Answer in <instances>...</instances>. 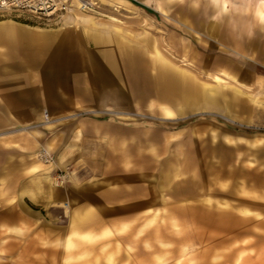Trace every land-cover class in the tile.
I'll use <instances>...</instances> for the list:
<instances>
[{"label": "rangeland", "instance_id": "obj_1", "mask_svg": "<svg viewBox=\"0 0 264 264\" xmlns=\"http://www.w3.org/2000/svg\"><path fill=\"white\" fill-rule=\"evenodd\" d=\"M123 1L132 6L100 3L99 14H86L91 21L0 16L70 38L84 26L80 38L115 36L101 49L113 52L120 41L126 52L103 68L100 109L45 127L40 149L52 153L55 185L63 175V184L76 176L92 185L103 173L118 191L101 205L117 220V253L87 238L85 254L63 264H109L111 255L119 264H264V22L256 12L264 0H176L162 12ZM229 30H243L241 47ZM85 77L93 85V69ZM59 145L72 159L62 167ZM90 202L88 217L99 207Z\"/></svg>", "mask_w": 264, "mask_h": 264}, {"label": "crops", "instance_id": "obj_2", "mask_svg": "<svg viewBox=\"0 0 264 264\" xmlns=\"http://www.w3.org/2000/svg\"><path fill=\"white\" fill-rule=\"evenodd\" d=\"M118 1L132 6L123 0H98L105 5ZM175 1L139 0L158 12ZM256 12L259 21L264 22L261 6ZM239 18L235 16L236 20ZM261 22H254L253 29L257 30ZM78 29L77 38H70L66 32L0 17V264H63L71 254L77 253L78 259L85 254L87 238L95 239L101 253H117V220L111 213L107 217L101 207L117 199V189L103 181V173L100 181L92 185L76 176L55 185V167L41 163L37 157L40 147L50 138L45 127L102 107L108 96L101 81L106 73L103 68L112 67L109 60L113 54L117 58L126 53L119 49L123 46L120 41L115 42L114 53L101 49L104 40L114 42L115 36L90 41L80 38L87 28ZM227 36L239 38V47L240 38H246L243 30H229ZM87 41L94 44L90 53L86 50ZM128 54L133 64L136 54ZM90 69L95 79L93 85L85 77ZM58 148L56 165L62 167L72 159L68 156L69 147ZM79 162L74 165L79 166ZM90 200L99 207L95 216L88 217L86 203ZM125 237L127 243L122 252L128 253ZM75 244L77 248L73 250ZM121 258L111 255L108 263L119 264ZM124 258L128 260V256Z\"/></svg>", "mask_w": 264, "mask_h": 264}, {"label": "built area", "instance_id": "obj_3", "mask_svg": "<svg viewBox=\"0 0 264 264\" xmlns=\"http://www.w3.org/2000/svg\"><path fill=\"white\" fill-rule=\"evenodd\" d=\"M101 5L98 0H0V15L7 11L22 10L31 14L50 18L55 16H68L72 11L89 14H99ZM38 159L44 164L51 163L52 153L42 147L37 154ZM64 175L57 184H63Z\"/></svg>", "mask_w": 264, "mask_h": 264}, {"label": "bare ground", "instance_id": "obj_4", "mask_svg": "<svg viewBox=\"0 0 264 264\" xmlns=\"http://www.w3.org/2000/svg\"><path fill=\"white\" fill-rule=\"evenodd\" d=\"M87 13H85V12H80V11H77V10H75V11H72L71 12V14L69 15V16H71V15H73V16H77V17H79V18H86L87 19V17H85V16H88V15H86ZM103 16V15H102ZM89 19H92V18H90V17H88ZM110 19H111V17H109ZM49 151V150H48Z\"/></svg>", "mask_w": 264, "mask_h": 264}]
</instances>
